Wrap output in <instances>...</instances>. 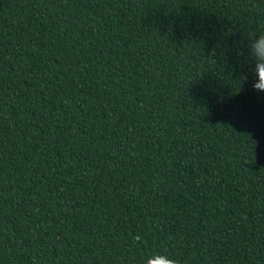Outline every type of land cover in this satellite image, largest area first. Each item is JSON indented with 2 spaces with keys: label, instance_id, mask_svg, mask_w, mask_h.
Returning a JSON list of instances; mask_svg holds the SVG:
<instances>
[{
  "label": "trees",
  "instance_id": "trees-1",
  "mask_svg": "<svg viewBox=\"0 0 264 264\" xmlns=\"http://www.w3.org/2000/svg\"><path fill=\"white\" fill-rule=\"evenodd\" d=\"M262 29L264 0H0V264H264L233 77Z\"/></svg>",
  "mask_w": 264,
  "mask_h": 264
},
{
  "label": "clouds",
  "instance_id": "clouds-1",
  "mask_svg": "<svg viewBox=\"0 0 264 264\" xmlns=\"http://www.w3.org/2000/svg\"><path fill=\"white\" fill-rule=\"evenodd\" d=\"M240 39L243 41L245 49L237 50V55H242L246 51L247 55L244 56L246 64L240 68L238 76L236 72H233V77L235 76V79L240 81L243 87L249 80L250 72L253 90L264 92V29L248 34L241 32ZM245 68L248 71H244ZM147 264H180V262L169 255L158 254L150 257Z\"/></svg>",
  "mask_w": 264,
  "mask_h": 264
}]
</instances>
